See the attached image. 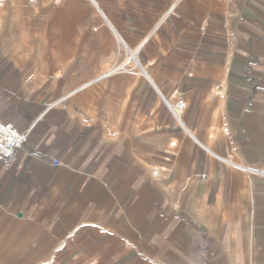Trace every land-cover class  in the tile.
I'll return each mask as SVG.
<instances>
[{
    "label": "crops",
    "instance_id": "obj_1",
    "mask_svg": "<svg viewBox=\"0 0 264 264\" xmlns=\"http://www.w3.org/2000/svg\"><path fill=\"white\" fill-rule=\"evenodd\" d=\"M96 1L54 63L0 46V264H264V0Z\"/></svg>",
    "mask_w": 264,
    "mask_h": 264
},
{
    "label": "rangeland",
    "instance_id": "obj_2",
    "mask_svg": "<svg viewBox=\"0 0 264 264\" xmlns=\"http://www.w3.org/2000/svg\"><path fill=\"white\" fill-rule=\"evenodd\" d=\"M79 2L85 7L87 16L101 23V18L88 0H0V46L5 47L15 59L27 57L44 65L58 61L62 47L58 43V35L50 31L57 27L59 20L64 21L63 26H70L73 20L69 22L68 18L72 17L74 6L81 4ZM116 52L115 47L114 56ZM119 58L122 56L113 57L116 60ZM103 59L102 65L108 58L105 56ZM111 60L106 62L113 63Z\"/></svg>",
    "mask_w": 264,
    "mask_h": 264
},
{
    "label": "built area",
    "instance_id": "obj_3",
    "mask_svg": "<svg viewBox=\"0 0 264 264\" xmlns=\"http://www.w3.org/2000/svg\"><path fill=\"white\" fill-rule=\"evenodd\" d=\"M120 70L121 69L117 67L112 73L116 74L120 72ZM159 96L163 104L169 110L172 119L176 124L182 127V115L186 108L185 102L182 99L171 101L161 94H159ZM25 141L26 134L24 132L0 119V163L11 158L16 151L21 150L25 145ZM151 175L157 177V172L153 170Z\"/></svg>",
    "mask_w": 264,
    "mask_h": 264
},
{
    "label": "bare ground",
    "instance_id": "obj_4",
    "mask_svg": "<svg viewBox=\"0 0 264 264\" xmlns=\"http://www.w3.org/2000/svg\"><path fill=\"white\" fill-rule=\"evenodd\" d=\"M88 1L93 6V8L95 9L96 13L103 20V22L105 24V22H106V21H104L105 20L104 19L105 14L103 13V11H102L101 7L99 6V4L97 3V1L96 0H88ZM14 4L16 5L15 1H14ZM116 35H114V39H115V42H116V51H117L116 52V55L114 56V50H109L107 52V58L109 60L112 59L111 61H114L116 59H113V57L122 56V60H121V62H118V65L117 66H114V65L117 64L115 61H114V63H116V64L110 63V62L108 63V62H106L108 59H106V61L104 62L105 64L102 65V67H101L102 68L101 74H103V76H105V74H111L112 75L113 74L112 72L117 67H119L121 69L120 72L122 71L123 73H125V71L132 70V69H127V68H133V67H135L137 70H139L138 73L143 74V71L141 70V68L140 69L138 68L139 64L137 63V58H136L137 53H136L135 49L132 48V47H127L125 45V43L123 42V40L119 36H116ZM111 49H113V46H112ZM112 65H113V67H112ZM128 66H130V67H128ZM110 67H112V68H110ZM103 69H104V71H103ZM55 75L56 76H60V73L59 72H56Z\"/></svg>",
    "mask_w": 264,
    "mask_h": 264
}]
</instances>
